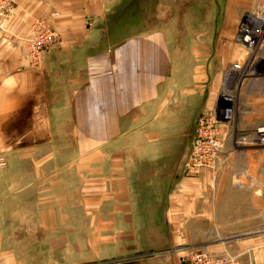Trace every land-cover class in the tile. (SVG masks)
Here are the masks:
<instances>
[{
	"label": "crops",
	"instance_id": "0c3cea01",
	"mask_svg": "<svg viewBox=\"0 0 264 264\" xmlns=\"http://www.w3.org/2000/svg\"><path fill=\"white\" fill-rule=\"evenodd\" d=\"M251 1H15L0 21V264H183L188 248L264 264V146L234 150L224 123L223 162L187 169ZM37 22L58 37L41 68L25 50ZM240 88L252 134L264 78Z\"/></svg>",
	"mask_w": 264,
	"mask_h": 264
},
{
	"label": "built area",
	"instance_id": "2783aa9c",
	"mask_svg": "<svg viewBox=\"0 0 264 264\" xmlns=\"http://www.w3.org/2000/svg\"><path fill=\"white\" fill-rule=\"evenodd\" d=\"M16 0H0V21L8 17ZM88 1V0H87ZM98 2L101 0H89ZM236 41L244 49L241 61L235 62L232 72L227 73L222 92L217 100V109L201 111L195 117L192 130V151L188 158V171L192 174L202 169L216 170L223 162L224 123L232 130L236 126L235 115L239 111L236 95L230 92L239 88L246 80L264 77V1L244 14L238 25ZM55 32L46 23L33 24L30 38L25 40L28 63L34 68L43 67L50 48L57 42ZM236 74H235V73ZM253 144L264 146V128L254 130ZM243 143V142H242ZM8 157L0 155V171L7 169ZM183 264H239L231 256H215L205 250L188 248L182 257Z\"/></svg>",
	"mask_w": 264,
	"mask_h": 264
},
{
	"label": "rangeland",
	"instance_id": "374dc122",
	"mask_svg": "<svg viewBox=\"0 0 264 264\" xmlns=\"http://www.w3.org/2000/svg\"><path fill=\"white\" fill-rule=\"evenodd\" d=\"M260 2L261 1H259V2L258 1H255V2L251 1L250 6L248 8H246L247 9L246 11H248L250 9H253ZM256 78H264V77L263 76H258ZM240 87H241V85H240ZM240 87L239 88L230 89V92H233L236 95V103L238 104V106H239V102H238L239 101V99H238L239 98V92L241 90ZM237 114H238V112H237ZM237 114L235 115L236 126L232 130L233 133L230 136V140L232 141V146H233L234 150H238V148H240V145H244V146H252V145H254L252 143V139L254 138V134L253 133L251 134V132L249 133V132H241V131H239L238 124H237V122H238ZM228 256H230V255H228ZM232 258H234L237 261V263L241 264L235 257H232Z\"/></svg>",
	"mask_w": 264,
	"mask_h": 264
}]
</instances>
